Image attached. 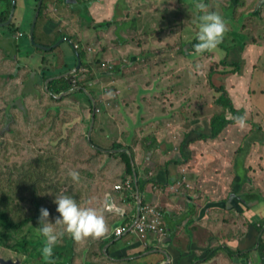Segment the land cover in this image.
Returning a JSON list of instances; mask_svg holds the SVG:
<instances>
[{
  "label": "crops",
  "instance_id": "obj_1",
  "mask_svg": "<svg viewBox=\"0 0 264 264\" xmlns=\"http://www.w3.org/2000/svg\"><path fill=\"white\" fill-rule=\"evenodd\" d=\"M40 1L35 0V3L40 4ZM117 1L95 0L87 8L90 11L89 15L96 23L109 20L110 13L113 16V8H117ZM16 2L17 9L12 21L23 28L26 32L23 36L26 37V40H30V43L35 47L31 49L26 42H24L26 44L24 48L16 47L18 45L17 41L20 42L23 36L19 37L17 35L16 41L14 36L10 35V30L5 27L8 25L3 24L6 22L0 23L2 24L0 26V46L5 51V56H15V60L19 61V65L25 71L30 72L31 78H37L38 74L35 71L40 70L42 79L43 70L50 71V69L52 75H54L53 79L64 75L69 77L79 66V50H83L85 53L84 63L81 59V68H85L86 73L93 70L90 65L88 66L90 59L96 65L101 61V64L111 62L115 65L113 71H108L107 75L112 76V83L115 85L113 90L114 92L119 91V97L114 101L115 105L112 110H110V107L104 108L102 106L104 112L107 113L106 116L104 112V114L102 113L104 119L109 120L110 113L113 115L112 121L106 126V132L113 131L117 134L113 144L121 142L123 143L121 145L128 147L126 150L129 151V147H131V151L135 152L136 159L134 156L132 160L134 168L139 173L137 182L138 180L143 182L142 201L146 200L148 206L153 204L154 207L160 209L165 215L164 222L167 226V237L162 241L159 248L145 247L144 241L148 239L138 238L135 235L127 242L128 245L136 244V247L130 253L133 251L143 254L132 258L133 262L131 264H159L166 262V260L170 264H264V152L256 154L261 158L260 165L257 170L248 173V177L252 182L244 184L246 194L240 198H234L233 195L226 199L224 197L220 198L218 191H222L220 187H224L222 186L224 182L221 176L224 157L217 150L209 149L205 143L197 142L187 148L184 145L180 151L175 153L174 151L178 146L180 147L184 135L191 130V126L187 123L176 127V130L183 134V138L179 143L174 139L173 145H169L166 139L163 140L162 138L160 140L163 133L170 134L171 139H173L172 135L175 128L165 118L166 126L168 125L170 129L166 127L159 129L157 127L158 121L155 116L158 112L157 107H150V100L154 99L150 92L152 86L142 84L139 87L133 82L132 76L127 74L128 67L135 66L139 55L137 58L133 56L131 58L132 62L127 65L125 64L126 57L121 56V62L116 59V51L123 54L132 47L125 34H123L129 28L126 27L123 30L124 27L119 24V18L116 19L117 21L115 20V24L110 28L97 33L99 42L102 45H107V49H103L104 46H102L100 53L91 58L89 54L94 53L96 49L93 48L94 51L90 52L91 47L88 46L85 50V45H88L87 42L92 40L96 41V31L91 27H83V23L80 21L76 22V14L73 10L79 8L76 6L77 0H48L46 12L41 17L39 15L36 21L34 36L31 35V30L35 22L37 8H33L28 0H16ZM6 9L7 3L0 0V16ZM26 23L27 25H25ZM78 25L81 26L79 33ZM28 26H30L29 29H27ZM111 28H114L113 31L116 35L115 43L106 40ZM61 39L62 41H60ZM59 41L60 43H58ZM63 42H67L69 52L62 49ZM53 48L59 50L52 52ZM26 57H29L30 60H27ZM186 57H188V51ZM22 58H24L25 64L20 63ZM123 62L125 63L123 64ZM119 66L121 69L118 68ZM143 71L140 70V72ZM145 78H148V74L145 75ZM89 85V87H92L93 83H89ZM80 86L70 101L78 103L79 109L84 110L82 119L84 129L88 126L92 129L96 128L90 132H96L99 127L104 132L105 121L98 119V114H94L93 109V99L95 101L98 99L93 96L91 88L83 84ZM83 87L84 91H81ZM82 93L86 94L85 98L87 96L91 98L90 105L84 103ZM103 94L109 99L111 98L110 93L103 91ZM185 100L186 96L184 97ZM155 102L160 103L158 100H155ZM175 105V107H178L176 103ZM170 107L171 109L174 108L171 105ZM117 110L124 112L125 118L121 116V121L118 118L121 112L117 115ZM181 111L184 112L183 109ZM129 125L132 126L131 131H128ZM188 129L190 130L188 131ZM97 138L102 141V137ZM108 140L110 141L109 138ZM133 143L135 145H132ZM99 147L102 148L100 145ZM197 148H205V152L198 153ZM105 150L101 151L111 152L106 148ZM157 152H160L159 155H157ZM171 152L175 154H171ZM189 158L192 159V164L189 162L190 160L187 161ZM220 159L223 160L220 162L222 168L211 169L218 165ZM176 162L181 165H177ZM153 163L154 167L148 168L145 173V167ZM247 168L248 166H246ZM151 170L154 171L153 174L150 172ZM180 171L183 174H189L188 179L190 178V182L187 181L186 176L181 175ZM150 179H155V182L160 184L161 189L159 186L154 187V184L149 183ZM212 179L215 180L214 183L208 181ZM232 181L233 178L230 185L233 184ZM184 185L185 187H183ZM250 188L258 190V192L252 194L259 196L262 200L260 203L255 202L252 194L247 192L250 191ZM156 191L158 192L156 193ZM147 194L150 198L146 196ZM209 203L226 204L208 209L205 211L204 216L199 217L201 210ZM146 249L151 250L146 253ZM214 250L220 251L213 256L211 251ZM225 251L232 253V258L228 257Z\"/></svg>",
  "mask_w": 264,
  "mask_h": 264
},
{
  "label": "rangeland",
  "instance_id": "obj_2",
  "mask_svg": "<svg viewBox=\"0 0 264 264\" xmlns=\"http://www.w3.org/2000/svg\"><path fill=\"white\" fill-rule=\"evenodd\" d=\"M87 1L90 7V4L95 0ZM249 1L251 0H245V3H247L248 7ZM28 2L32 4L33 8H37L38 10L39 4L37 2L35 3V0H28ZM117 2V8H113V12L115 14L113 13L112 16L110 13L109 20L119 18V24L124 27L123 30L126 27L129 28L128 30H125L123 34H125L132 47L123 54L116 51V59L121 62V56L126 57V63L123 62V64L125 63L127 65L128 63L132 62L131 58L133 56L137 58L139 55V59L136 60L138 64L136 63L135 66L132 65L131 67H128L127 74L132 76L131 78L133 79V82L139 87H141L142 84L144 86H152L150 92L152 93L151 96L153 95L154 99L150 100V107H157L156 110L158 112L155 115L158 121L157 127L159 129L165 127L170 129L168 125L166 126V119L168 120V123H171L170 125L175 128L172 135L173 139H171L170 134L163 133L160 136V140L162 138L163 140L166 139L169 145H173L174 139L177 143H179L183 138V134L182 132H178L176 127L180 124L183 126L184 123H187L191 126L190 129H193L195 125L205 128L214 115L222 112L221 109L215 105V101L219 96V94L216 92L218 88L224 87L236 96L237 100L233 103L237 110H242L245 113V126L240 127L238 124L231 125L227 127L226 130H224L217 140L210 141L207 144L205 143L209 149L220 151L223 154V168L220 165V162L223 160L220 159L218 165L216 167H212L211 169L222 168L221 176L224 182L222 183V186L224 187H217L222 188V191L224 192L218 191L219 197H224L226 199L229 197L231 191L230 183L234 176L233 165L238 164V168L241 171L243 168L246 169V166H248V175L249 172L257 170V167L260 165L259 161L261 158L256 154H261L264 152V144L254 145L255 143H259L262 138L261 135L264 133V22L258 18H246V29L244 30V34L247 37V46L245 51L240 54V48H234V50L230 52L231 54L228 60L229 69H231V66L235 63L240 64L241 74L224 76L220 74L226 69V67L222 66L220 63L223 57L226 56L224 48L221 46L222 40L227 41V46L228 44L231 45L232 39L230 34L233 35L232 31L237 25L233 19L227 20L229 16H227V18L224 17L228 15L226 14L227 12H224V10L228 7L233 9L236 7L233 0H209L207 4L206 1L203 0V2L208 6L207 9H205L206 11H216L222 16L223 19H226V31L224 33L223 39L217 46V49L205 51L203 53H198L193 48V45L195 44V42H193L195 41V33L198 30L196 23H194L196 16L198 15L196 4L199 3L200 0H121ZM258 3L259 0L255 1L254 6L248 12H254ZM79 8L83 9L84 7L82 6ZM261 12L264 13L263 8L261 9ZM88 14H90L89 10ZM76 15L77 23L80 21L83 22V27L89 26L88 23L79 16V14ZM25 25H27V23ZM80 27L81 26L78 25V33L80 32ZM29 28L30 26H28L27 29ZM113 30L114 28L109 29V35L106 36V40H110L112 43H115L116 35L114 34ZM94 31H96V41L92 40L87 42L88 45H85V50L88 46L91 47V50H89L90 52L94 51L93 48L96 49L94 53L89 54L91 58L100 53L102 46H104L103 49H107V45H102L99 42L97 34L98 32L104 30ZM62 39L60 41H62ZM36 41L38 42L39 40L37 39ZM60 41L58 43H60ZM25 42L31 49L35 47L32 43H30V40H26ZM253 42L257 44H254ZM66 43L67 42H63L64 45L62 46V49L66 52H69V46ZM188 47H191L190 51ZM183 49H187L186 52L188 51V57L181 53V50ZM2 52L5 54L4 50H2ZM26 59L30 60L29 57H26ZM15 61V65L18 66L19 61ZM101 62L96 65L95 63H92L90 59L88 66L90 65L93 70L89 73H86L87 70L83 68L86 70L85 72L80 70L78 72L79 83L88 87L90 86L89 83H93V86L89 88H91V91L94 94L92 95L98 99L95 101V99L92 97L94 101L93 103L94 106L100 108L102 105L100 103L99 96L103 94V88H115V85L112 83V76L107 75L109 70L102 69L100 67ZM118 68L121 69L120 66ZM14 70L18 71L21 69L19 67H15ZM140 70L144 71L140 72ZM22 71L23 70H21L20 76L17 80L19 85L22 87L21 93H26L27 98L41 103V88L43 89L44 87L43 76L41 79V71H35L38 74L37 78H31L29 71H25L26 74H23ZM146 74H148V78H145ZM41 82L43 83L42 86ZM6 83L10 86H13L12 84H9V82H5L3 85L7 86ZM79 83L78 87H81ZM17 91H19V89H13V97H18L20 93ZM32 92L35 93L29 94ZM82 94L84 96V103L86 105H90L92 101L90 102L87 98H85V93ZM110 96L112 104L106 107H110V110H112L115 105L114 101H116V99L119 97V93H111ZM185 96L186 104L184 101ZM155 100H158L160 103L157 104ZM21 101L23 100L19 99L16 103H20ZM175 103L178 104V107H175ZM8 104L14 105L12 102H9ZM179 104H181L183 110L185 109V111H187L186 113L181 111ZM170 105L174 106V108L171 109ZM79 107H67L65 110L66 113L64 112V114L68 117V120L72 121L65 127V130H71L72 134L80 136L79 128H81L82 132L86 133L87 139L91 134V137L89 136V138L91 142L94 143V147L96 146V148H100V145L102 146L100 149L104 151H106L105 148L108 151L111 150L114 144H123L121 142L113 144L117 134L113 131L106 132V126H108L110 121H112L113 117L110 112V116L108 117L109 120L103 118V114L105 113L104 109H102L100 113H96L98 114V119L105 121L104 132H102V129L99 127L97 128L96 132H90L91 128L88 126L84 129V121H82L84 110L82 108L79 109ZM116 114H120L118 115L119 121H121V116L125 118L124 112L121 110H117ZM104 115L106 116L107 113ZM193 123L196 124L192 126ZM254 125L259 126L261 131L256 132L251 136L254 130ZM10 129L11 125L7 124L4 126L3 121L0 118V144L8 139L9 133L6 131ZM190 129H188V131ZM129 130H132L131 125L128 127V131ZM65 136L66 133L63 136V140H67L64 138ZM97 137H102V141H100ZM248 137L250 138L246 140ZM144 139L145 137L143 140ZM84 143L85 140L83 143H79V141H77L75 144V146L78 144H83L82 146H78L79 150H81L79 151V160L91 159L87 156V154L84 153ZM132 145L135 144L133 143ZM242 146L244 147V152L243 154L241 153V157L238 149H240ZM27 150L30 151V146L27 147ZM45 150H47V148L43 149V151H40L38 154L42 155ZM124 150L127 151L132 158L135 156V152L131 151V147H129V151L126 149ZM140 151L141 150L139 149V152ZM178 151L179 146L174 152L177 153ZM197 151L198 153L205 152V148H197ZM17 152V149H12L11 151H0V162L6 163V169L8 171L12 169L15 163L21 167L27 166V162H23ZM70 152L71 150L67 147L65 155H68ZM174 152H171V154H175ZM159 153L160 152H157V155H159ZM22 154L24 158L28 157L27 151H23ZM104 154L105 157L94 156V159H92L87 165V170L100 173V177L102 173L103 176H108L111 182L119 180L125 176L123 169L124 167H122L123 164H118L120 159L116 158L114 155L109 156L110 154H115V152H104ZM98 160L101 161V163L98 162ZM215 160L218 161L217 158H215ZM191 161L192 159L189 161L192 164ZM153 167L154 163L148 164V167H145V169L148 170V168ZM152 172L154 173V171ZM120 173H123V176H119ZM180 173L181 175L186 176L187 181L190 182V178L188 179L189 174H183L181 171ZM5 174L6 172L2 167H0V188L2 184H5V179L3 177ZM85 175L86 169L82 172V176L86 180ZM248 179L249 182H252L249 177ZM208 181L210 183H214L215 180L212 179ZM199 182L201 183V180ZM94 183H96V180H94ZM66 185L73 186L75 190H83V187L71 181ZM183 187H185V185ZM252 189L254 188H250L249 190ZM146 196L150 198L149 194ZM252 196L255 202L260 203L262 201L255 194H252ZM114 209L115 211L119 210L118 207H115ZM18 210L19 208L14 209V211ZM117 234L118 238H120L126 235L127 232L117 229ZM23 237H27L26 239L34 241L42 238L38 232V225L35 224V226H26L21 231L14 233L5 244H0V257L20 260L22 264H36L38 258L29 257L27 253L16 252L12 249V246L16 243V241Z\"/></svg>",
  "mask_w": 264,
  "mask_h": 264
},
{
  "label": "trees",
  "instance_id": "obj_3",
  "mask_svg": "<svg viewBox=\"0 0 264 264\" xmlns=\"http://www.w3.org/2000/svg\"><path fill=\"white\" fill-rule=\"evenodd\" d=\"M2 1L7 3V9L1 14L0 23L7 22L10 19L13 8L11 0ZM47 1L48 0H44L43 2L40 17L47 10ZM77 1L78 3L76 6H83L84 8H75L73 12L74 14H79V16L88 23L89 28L91 27L94 30H107L115 24L117 18H114L112 21L106 20L96 23L88 14V1ZM205 1L206 4L209 2V0ZM255 1L258 0L249 1L248 7L245 0H233L236 7L233 9L230 7L227 8L226 6L227 9L224 10V12L228 14L224 17L227 18V16H229L227 20L233 19L237 23L235 29L232 31L233 35L230 34L232 44H228L227 46V41L222 40L221 46L224 48L226 56L223 57L220 63L222 66H225L226 69L220 74L224 76L241 74L240 64L235 63L231 66L232 68L229 69L228 60L231 54L230 52L234 50V48L239 47L240 54L245 51L247 46V37L244 34V30L246 29V18H258L264 22V13L260 15L261 9L259 12L255 10L251 13L248 12L254 6ZM261 1L263 3L261 6L264 8V0H259V2ZM225 18L224 20H226ZM5 27L10 30V35L14 36L16 41L17 35L19 36L20 33L24 35V33H26L23 28L19 27L14 21ZM25 40L26 37L23 36L20 42L17 41L18 45H16V47L20 46V49L21 47L24 48ZM193 42L196 43V40ZM253 43L257 44L255 42ZM1 48L0 46V118L4 126L10 124L11 129L6 131L9 133V136L6 141L0 144V151L17 149L19 157L23 162H27L28 167H21L15 163L12 169L8 171L6 169V163L0 162V167L6 172L3 176L5 184H2L0 188V244H5L14 233L21 231L26 226L38 225L37 218L41 207H45L49 210L48 219L54 222L55 218L59 216V213L56 212L54 199L58 195L66 194L72 196L83 207L97 209L104 217L107 228L106 232L100 236L89 235L79 241L73 240L71 236L65 232L53 246L51 257H45L41 252L43 237L36 241L28 240L26 239L27 237H23L16 241L12 249L16 252L27 253L29 257L38 258L36 264H131L133 262L132 258L143 255L142 253L133 251L130 253V251L136 247V244L133 243V245H128L127 242L134 237V230L129 231L128 229L136 222L137 198L138 195H142L144 189L143 182L141 180L137 182L139 173L133 166L134 162L132 157L124 150L128 147L126 145L114 144L110 150L111 152H108H115V154H110L109 156L114 155L116 158L120 159L118 164H123L122 167H124L125 176H123V173H120L119 176H123L121 179L111 182L108 176H103L101 173L100 177V173L87 170L86 167L90 161L94 159V156L105 157V154L101 149L96 148V146L94 147V143L87 139L86 133H83L81 128H79L80 136L72 134L71 130H65V127L72 122L68 120V117L64 114L65 110L67 107H78V103L70 101L78 90L73 86V75L69 77L64 75L57 79H53L54 75H52L51 69L50 71L43 70L44 87L43 89L41 88V103L35 100L32 101V99L27 98L26 93H21L22 87L17 81L21 70H23V74H26L25 69H23L21 65L16 66L14 63L16 59L15 56H5ZM188 48L190 51L191 47ZM57 50L59 49L53 48L52 52ZM181 51V53L186 55L184 49ZM79 54L84 63V51L79 50ZM20 63L25 64L24 58L21 59ZM15 67H19L21 70H14ZM5 82H9V84L13 86L7 83V86L3 85ZM42 84L41 82V86ZM79 84L81 85V83ZM13 89H19V91H17L20 93L18 97L12 96ZM81 91H84V87ZM216 92L219 96L215 101V105L219 107L222 112L214 115L205 128L193 123V126H195L184 135L179 151L184 145L187 148L197 142L209 143L210 141L217 140L227 127L237 124L233 120L234 116H245L242 110L236 109L233 102L237 99L231 91L224 87H220ZM33 93L35 92L29 94ZM87 98L90 102L92 101L89 96H87ZM19 99L23 101L16 103ZM9 102L14 103V105H9ZM179 107L181 109L183 108L181 104H179ZM184 112L186 113L187 111L184 109ZM260 131L261 128L254 125L251 136ZM65 133L66 136L64 138L67 140H63ZM261 137L259 143H255L254 145L264 144V133H262ZM84 140V153L91 158L89 160H79V151L81 150H79L78 146H82L83 144L75 146L77 141L83 143ZM28 146H30V151L27 150ZM67 147L71 152L65 155ZM46 148L47 150H45L42 155L38 154ZM23 151H27V158L23 157ZM218 152L223 156L222 152ZM238 152L243 154L244 147L242 146L238 149ZM190 158L187 161H189ZM182 160L185 161L184 159ZM98 162L101 163L99 160ZM176 164L181 165L178 162H176ZM233 167V184L231 185L229 196L233 195L234 198H240L246 194L244 191V184L249 182L247 175L248 170L243 168L241 171L238 168V164L233 165ZM70 169H75L80 173L79 181H73L71 179L68 175ZM85 169L86 180L82 176V172L85 171ZM146 172L147 170L145 169V173ZM150 172H152V170ZM94 180H96V183H94ZM153 180L150 179L149 183L154 184V187L159 186L161 189L160 184L156 183L155 179ZM70 181L83 187V190H75L73 186L66 185ZM127 182H130L131 188L126 186ZM117 185H121L123 188L117 190L115 187ZM157 192L158 191H156V193ZM247 192L252 194L258 192V190L252 189ZM106 193H110V199L107 203L105 201ZM142 202V207L148 206L146 200ZM150 206H153V204ZM115 207H118L119 210L115 211ZM16 208H19V210L14 211ZM54 228L56 231H64V226L62 224H54ZM117 228L123 229L127 234L119 239L116 233ZM108 243L110 245L106 253L104 248ZM150 250L151 249H148L147 251ZM219 251L220 250H214L211 251V253L214 256ZM225 252L228 257L232 258V253L229 251Z\"/></svg>",
  "mask_w": 264,
  "mask_h": 264
},
{
  "label": "clouds",
  "instance_id": "obj_4",
  "mask_svg": "<svg viewBox=\"0 0 264 264\" xmlns=\"http://www.w3.org/2000/svg\"><path fill=\"white\" fill-rule=\"evenodd\" d=\"M207 7L208 6L203 0H200V2L196 4L198 15L194 23H196L198 30L195 33L196 43L193 45V48L198 53L217 49L226 31V23L222 16L216 11H206L205 9H207ZM233 120L240 127L245 126V118L243 115L234 116ZM68 175L73 181H79L80 179V173L75 169H70ZM109 199L110 193H106V203ZM54 203L56 204V212L59 213V216L55 218L54 222L48 219L49 210L45 207L40 208L37 218L38 232L43 237L41 252L45 257L52 256L53 246L65 232L75 241H79L89 235L100 236L106 232L107 228L104 217L97 209L83 207L72 196L66 194L56 196ZM136 223L137 222L128 230H134V235L138 238H147L148 240L144 241L145 247L153 246L154 248H159L160 245L156 243L154 235L140 237L136 234ZM54 224H62L64 226V231H56ZM145 252H148L147 249Z\"/></svg>",
  "mask_w": 264,
  "mask_h": 264
},
{
  "label": "built area",
  "instance_id": "obj_5",
  "mask_svg": "<svg viewBox=\"0 0 264 264\" xmlns=\"http://www.w3.org/2000/svg\"><path fill=\"white\" fill-rule=\"evenodd\" d=\"M23 33H20L19 36H22ZM101 68L104 70H113L114 69V64H112L111 62H103L101 64ZM82 72H85L86 70L81 68ZM73 75V86L74 88H78V83H79V77H78V73H72ZM113 89V88H112ZM109 89L107 87L103 88V91L105 93H119V91H115ZM100 103L104 108H107L106 106L111 105V100L106 97L105 94H102L100 96ZM97 107L94 106V114L96 113H100L103 109V107ZM126 186L128 188H131V184L130 182L126 183ZM117 190L122 189L123 186L121 185H117L115 186ZM117 229H121V228H117ZM117 229H116V233H117ZM123 231V229H121ZM124 232V231H123ZM135 232L138 236L140 237H144L147 235H154L155 237V241L158 245L161 246L162 241L167 237V230H166V225L164 222V214L163 212L154 207V206H147V207H142L141 209V215L139 220L137 221L136 225H135Z\"/></svg>",
  "mask_w": 264,
  "mask_h": 264
},
{
  "label": "water",
  "instance_id": "obj_6",
  "mask_svg": "<svg viewBox=\"0 0 264 264\" xmlns=\"http://www.w3.org/2000/svg\"><path fill=\"white\" fill-rule=\"evenodd\" d=\"M12 2H13V8H12V14H11V17H10V19L8 20V22H6V23H3L4 25H9L11 22H12V19L14 18V15H15V11H16V6H17V2H16V0H11ZM43 2H44V0H41L40 1V4H39V7H38V10H37V14H36V18H35V22H34V24H33V27H32V30H31V35L32 36H34V31H35V26H36V21L38 20V17H39V15H40V12H41V8H42V6H43ZM263 3H262V1L261 2H259V4L256 6V10L255 11H257V12H259L260 11V9H262V5ZM2 24H0V26H1ZM78 58H79V66H78V68H77V70L74 72V73H76L78 70H80V68H81V58H80V55L78 56ZM61 97V96H60ZM91 130H92V128H91ZM90 136V135H89ZM89 136H88V139L90 140V138H89ZM142 197L140 196V195H138V198H137V220L139 219V217H140V211H141V208H142ZM224 204H226V203H221V204H216V203H209L208 205H206L202 210H201V212H200V215H199V217L200 216H204L205 215V211L206 210H208V209H211V208H215V207H220V206H224ZM203 212V213H202ZM137 220H136V222H137ZM110 244L108 243V244H106V246H105V248H104V251L107 253V249H108V246H109ZM156 252H160V251H156ZM149 254V253H148ZM0 263L1 264H22V262L20 261V260H14V259H12V258H9V259H6V258H3V257H0ZM159 264H170V262L169 261H167L166 260V262H164V263H159Z\"/></svg>",
  "mask_w": 264,
  "mask_h": 264
}]
</instances>
